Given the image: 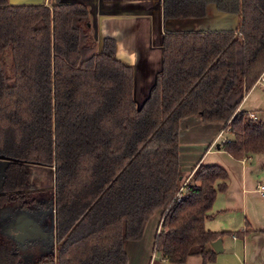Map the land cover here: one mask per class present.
I'll return each instance as SVG.
<instances>
[{"label": "trees", "instance_id": "16d2710c", "mask_svg": "<svg viewBox=\"0 0 264 264\" xmlns=\"http://www.w3.org/2000/svg\"><path fill=\"white\" fill-rule=\"evenodd\" d=\"M161 4L165 21L200 20L210 6L240 21L235 30L165 31L162 69L139 103L135 69L117 58L114 38L94 37L84 3L0 0V222L3 210L40 196L51 210L49 237L34 243L0 223V264H56L54 239L58 264H129L128 245L157 213L163 260H216L212 243L226 233L205 223L228 172L200 164L185 176L181 123H221L231 138L216 148L236 161L264 156V121L239 109L264 73V0ZM27 165L51 167L54 185L29 183Z\"/></svg>", "mask_w": 264, "mask_h": 264}, {"label": "crops", "instance_id": "0c3cea01", "mask_svg": "<svg viewBox=\"0 0 264 264\" xmlns=\"http://www.w3.org/2000/svg\"><path fill=\"white\" fill-rule=\"evenodd\" d=\"M53 1L54 0H28V3L13 2L12 4L28 5L45 3L50 5ZM79 1L84 3L87 7L95 6L96 10L98 8L100 9L101 28L103 32H105L104 38H114L117 41L118 49L121 48L119 41L122 42V40H118L117 37H115V29L112 27H109L108 29L107 25L110 24V22L115 25V23L119 22V20L122 21L126 19L131 21L136 17H144L146 21L151 22L152 19L150 20L148 17H153L154 19V13L152 12V9L157 7H159L160 11H157L156 13L159 14V19L163 20L161 0ZM163 21L164 23L167 22L165 20ZM189 30H194V28H188L184 31L188 32ZM222 30H227V28H222ZM172 31L177 30L172 29L169 32ZM164 34L165 31L159 34L160 38L156 45L152 46L151 42H149L147 45L148 48L153 50L158 49V51L161 53L159 60L160 66L157 68V71H155L152 79H150L153 81V83L155 82L158 72L162 69V42ZM121 37H126V34L123 33ZM104 38H97V40L99 39L98 41L101 42V40ZM129 45H131V42ZM136 46L137 45L133 46V48ZM126 48L128 49V44H126ZM126 63L131 65L129 62ZM135 73V76L137 77L138 73L136 69ZM153 83H146L145 85L141 83L143 85V89L140 88V92L141 94H144L143 99H141L142 102L149 94V91L154 85ZM137 88L138 87H136L135 84V94L137 93ZM262 88L263 87L261 85L256 84L253 89L245 96V99L240 105L239 109L251 114L255 113L258 120L264 121V88ZM191 118H187L181 123L182 130L184 128L182 127L184 121L193 120V125H191V128L187 134L185 133L188 126L186 129H184L185 132L184 130L181 131L180 139V142L185 140V146L190 144L189 148L185 152L184 157L185 161L189 162L187 170L190 171L188 174L191 176L193 174V169L198 167L200 164H203L206 166H221L227 170L229 176L227 190L225 193L218 194L217 199L212 207L213 216L205 223L206 228L209 231L211 230L213 232L226 233V235L222 238L224 252L217 254L216 260L210 264H264V196H262L261 192L258 191L259 187L264 185V156L261 154H256L254 157L246 158L240 162L234 160L226 151H220L216 148L218 144L222 143L219 140L223 138L224 134L226 133V131L222 129L221 123H203L201 119L196 116H191ZM202 141H204V143H202ZM199 143L202 144L203 148L201 152L193 156L195 149L200 147L198 145ZM159 222L155 226V232L148 242L149 244L145 243L147 234L146 228L144 237L141 241L128 245L127 253L130 259L129 264L133 263L134 258L138 259L137 264H141V262H143V264H148L150 247H153L152 242L154 241V237L161 228L159 226ZM246 230H249L250 234L244 237H240L238 235L239 233H242V231ZM132 244L134 245L132 246ZM140 250L142 251V255L140 258H137ZM157 258L161 260L160 255ZM197 258L198 257L190 259L185 264H202L201 259ZM159 264L170 263L166 260H161Z\"/></svg>", "mask_w": 264, "mask_h": 264}, {"label": "rangeland", "instance_id": "374dc122", "mask_svg": "<svg viewBox=\"0 0 264 264\" xmlns=\"http://www.w3.org/2000/svg\"><path fill=\"white\" fill-rule=\"evenodd\" d=\"M33 1V0H32ZM43 1V0H42ZM139 1V0H138ZM13 2L17 3H28V0H11V4ZM93 3V2H92ZM90 7V17L89 22H91V31L94 37L97 38H104L105 32H103L101 28V13L100 9H95V6H88ZM159 12V7L152 9V12L154 13V19L153 17H148L150 21H146L144 17L136 18L134 20H122L115 25H113L111 22L108 24L109 27H112L115 29V37H117L119 43L121 44V48H117V58L124 63L129 62L131 66L134 67V69L137 70V77L135 76L134 83L136 84L137 93L135 94V99L137 102L141 103L143 99V93L141 94L140 90L143 89L142 84L146 83H153L152 76L154 75L155 71H157V68L160 66L159 60L161 57V53L158 51V49H151L148 48L147 45L149 42H151L152 46L156 45L157 41L159 40L160 33H163L164 31H171L172 29H175L177 31H184L188 28H194V30H214V31H220L222 28H227V30H235L236 27L239 24L240 18L238 16L231 17L227 14L218 13L214 6H210L208 8V15L200 20H171L164 23L162 19H159V14L156 12ZM148 19V20H149ZM188 22V23H187ZM190 23V24H189ZM191 26V27H190ZM228 26V27H227ZM229 28V29H228ZM119 29V30H118ZM123 33L126 34V37H121ZM99 40V39H98ZM131 42V45L129 43ZM126 44H128V49L126 48ZM137 45L135 48L133 46ZM120 47V45H119ZM129 51V53H128ZM128 64V63H127ZM162 64V62H161ZM142 83V84H141ZM141 88V89H140ZM263 89V88H262ZM140 92V93H138ZM195 119V118H191ZM190 119V120H191ZM189 122V123H188ZM191 125H193V120L191 121H184L182 127H184L182 130L186 129L187 132L190 130ZM185 132V130H184ZM231 138L229 133H225L223 138H221L219 141L223 142L224 139ZM204 143V141H202ZM200 147L195 149V152L193 153V156L197 153L201 152L203 146L202 144H198ZM181 153H180V161L182 162V171L184 172L185 176L189 173L187 170L189 162H186L185 152L189 148L190 144H187L185 146V140L180 142ZM217 147V146H216ZM187 156V154H186ZM6 165V160L2 159L0 160V183L2 181L3 172H4V166ZM27 170L30 173L29 176V183L38 184L40 188H50L52 185H54V171L51 167H41L37 165H27ZM261 169V168H260ZM1 185V184H0ZM161 217L160 213L155 214L149 221L147 225V231H146V238L145 243L149 244L152 235H154L155 232V226L159 222ZM153 247H150V253L148 256V264H159L163 258H161V255L154 251V242ZM134 244H132L133 246ZM145 245V244H144ZM147 249V248H145ZM142 255V251L140 250L139 255L137 258H140ZM160 255V258H157ZM156 256V257H155ZM198 259V258H197ZM138 259L134 258V261L132 264H137ZM143 264V262H141Z\"/></svg>", "mask_w": 264, "mask_h": 264}, {"label": "flooded vegetation", "instance_id": "af4514ba", "mask_svg": "<svg viewBox=\"0 0 264 264\" xmlns=\"http://www.w3.org/2000/svg\"><path fill=\"white\" fill-rule=\"evenodd\" d=\"M53 186V185H52ZM47 196H40L35 200L20 202L12 208L3 210L1 229L9 232L21 243H28L49 237V224L46 223V212L51 217ZM47 202L45 205L44 203ZM36 249L25 247L22 253L34 252Z\"/></svg>", "mask_w": 264, "mask_h": 264}, {"label": "water", "instance_id": "95a60500", "mask_svg": "<svg viewBox=\"0 0 264 264\" xmlns=\"http://www.w3.org/2000/svg\"><path fill=\"white\" fill-rule=\"evenodd\" d=\"M136 74V73H135ZM155 83V82H154ZM153 83V84H154ZM155 85V84H154ZM153 85V86H154ZM148 96V95H147ZM144 101V100H143ZM218 148L220 147L219 145L217 146ZM2 159H5L2 157H0V160ZM1 184V183H0ZM1 186L2 184L0 185V189H1ZM56 220H57V217L55 216V226H56ZM54 246H55V262L56 264H58L57 262V258H58V251H59V244L57 243L56 239H54ZM212 247L214 249V251L217 253V254H221L224 252V247H223V240L221 238L217 239L216 241H214L212 243Z\"/></svg>", "mask_w": 264, "mask_h": 264}, {"label": "built area", "instance_id": "2783aa9c", "mask_svg": "<svg viewBox=\"0 0 264 264\" xmlns=\"http://www.w3.org/2000/svg\"><path fill=\"white\" fill-rule=\"evenodd\" d=\"M256 84L261 85L264 88V73L258 78V82ZM250 118L252 120H257L256 114H250ZM261 192L262 196H264V185H261L258 189Z\"/></svg>", "mask_w": 264, "mask_h": 264}]
</instances>
